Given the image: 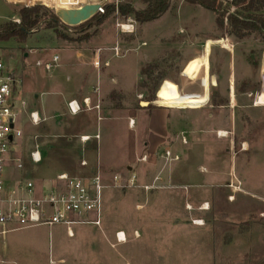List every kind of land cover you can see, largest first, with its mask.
I'll use <instances>...</instances> for the list:
<instances>
[{
  "label": "rangeland",
  "instance_id": "rangeland-1",
  "mask_svg": "<svg viewBox=\"0 0 264 264\" xmlns=\"http://www.w3.org/2000/svg\"><path fill=\"white\" fill-rule=\"evenodd\" d=\"M218 1L229 13L241 11L234 0ZM48 3L0 0V27L20 20L17 13L25 7L43 6L57 15ZM119 5L146 7L142 0H119ZM216 19L201 6L172 0L162 18L145 24L135 20L133 35L121 34L112 16L98 28L67 26L56 32L43 25L25 43L0 42V56L20 81L18 153L25 176L38 186L57 174L45 171L55 161L59 171L70 167L73 172L66 173L81 175V136L67 132V125H79L80 117L75 121L65 114L62 95L80 87L92 92L96 84L83 76L91 53L120 45L123 56L106 51L101 63L102 72L109 69L118 82L104 85V93L115 89L105 106L127 105L138 118L130 129L126 121L97 118L93 112L90 124L100 127L103 141L96 156L108 172L103 175V228H119L128 240L114 244L115 249L103 242L109 264H264V36L239 40L229 34L227 22L218 28ZM54 56L60 57L57 63ZM46 63L57 66L48 71ZM148 65L158 70L143 86L142 69ZM174 93L177 102L171 104ZM159 109L167 114L170 135L151 157L143 118ZM33 113L40 115L38 125ZM177 127L187 138V131L197 132L183 151L176 143ZM221 131L228 132L226 138L220 139ZM165 148L180 160L166 159ZM35 150L42 155L39 167L31 164ZM145 156L147 162H141ZM114 168L119 171L109 172ZM115 175L121 183L113 181ZM132 175L138 179L133 188L126 186ZM36 231L35 238L20 232L9 234L6 245L0 241L11 258L8 264H59L63 248L56 236L64 233L57 227Z\"/></svg>",
  "mask_w": 264,
  "mask_h": 264
},
{
  "label": "built area",
  "instance_id": "built-area-1",
  "mask_svg": "<svg viewBox=\"0 0 264 264\" xmlns=\"http://www.w3.org/2000/svg\"><path fill=\"white\" fill-rule=\"evenodd\" d=\"M24 1V0H23ZM49 2L47 6L56 10H77L87 5H98V13H104L108 5L116 7L118 15L119 0H44ZM57 12V13H58ZM20 24V20H16ZM137 23L128 18L121 20L118 17L117 29L121 34L133 35L136 33ZM111 51L114 56H123L120 45L110 49L98 48L95 60L91 64L97 68L101 67L102 53ZM59 57H54L57 63ZM39 65L41 63H38ZM105 65H109L108 63ZM46 70L51 71L54 65L46 63ZM20 81L13 78L4 59L0 56V226L10 227L12 231L30 229L40 226L53 227L56 225L66 226L70 235H73L72 226L76 224H92L100 227L102 224L103 200L106 187L101 169H91L88 177L71 176L66 172L57 174L45 186L38 187L34 181L25 176V165L22 161L18 148L21 143L23 132L18 125L19 100L17 89ZM89 107L90 100L84 101ZM70 112L79 114L81 106L73 101L68 104ZM99 108V106H97ZM33 124L40 123L38 114L31 115ZM134 127V120L130 121ZM100 139V135L94 137ZM82 143H88L90 136L80 138ZM166 159L170 161L180 160L178 155L172 154L170 150L165 151ZM31 161L38 165L42 162L39 150L30 154ZM147 156L141 162H147ZM82 166H88L83 161ZM115 183H121L122 178L114 176ZM138 179L136 175L127 178L126 186L135 187ZM145 189L149 190L150 187ZM94 215L92 219L91 216ZM138 232L136 236H138ZM118 243L126 242L125 233L117 234Z\"/></svg>",
  "mask_w": 264,
  "mask_h": 264
},
{
  "label": "crops",
  "instance_id": "crops-1",
  "mask_svg": "<svg viewBox=\"0 0 264 264\" xmlns=\"http://www.w3.org/2000/svg\"><path fill=\"white\" fill-rule=\"evenodd\" d=\"M82 51H87L86 49H81ZM90 53V51H87ZM95 53L96 51L91 54H93L92 58L93 61L95 60ZM106 51L102 53V62L105 60V55ZM147 53L144 52V55ZM56 57V56H54ZM59 57V56H57ZM54 59V58H53ZM60 60V57H59ZM58 60V61H59ZM86 63V62H85ZM54 66H57V64ZM105 67H109V65H103ZM86 68L88 69L83 76L87 79L88 77L92 78V84L95 85L96 87L93 88L92 92H90V87H80L78 90H74L69 92L68 94H63L62 95V103H63V109L65 114L69 113L72 115L71 117L75 119V121H78L80 117V122L79 125L76 123L75 126H73L74 123H71L70 125H67V132L71 135H80L81 137L83 136H90L91 140L88 143H82L81 142V151H80V157H79V170H80V176L77 177H88L91 175V169L95 170L96 168L101 169L103 175H107L108 172L100 166V161L99 157L97 158L96 152H98L99 146L101 145V142L103 141V136L100 133V127L98 129H94L92 127L93 122H94V116L92 115L93 112H96L97 118L98 116L101 115V117H104L103 115L106 116L108 119L112 120H122L126 121L128 124V127L130 129H133L134 127L130 126V121L135 120L138 118L136 112L129 108V106H121V108H111V106H105V97H107L111 92H113L115 89L111 87L108 91L104 93V85L106 82L114 84L116 86L118 84L116 78L112 76V73H109V69L104 70L102 72L101 67L97 68L91 64V66L88 64L86 65ZM111 67V66H110ZM138 82H140L141 79V73H138ZM137 74V75H138ZM211 77V76H210ZM94 78V79H93ZM213 84V83H211ZM100 86V87H99ZM161 86V85H160ZM82 89V90H81ZM160 88L158 89V91ZM157 91V95H158ZM156 95V98H157ZM174 101L171 104H176L177 98L176 94L174 93L173 95ZM89 99L90 100V105L87 107L84 103L85 100ZM76 101L80 106L82 111L79 114H72L68 108V104ZM155 104H157V101H155ZM104 105V106H103ZM99 106V108H97ZM168 107V106H167ZM169 108V107H168ZM174 109H179L178 107H170ZM195 111V110H193ZM38 114V113H36ZM166 112L164 110H157L151 115H148V117H144V125L145 129L147 131L148 139L150 144H146L148 147L149 145V150L148 152L151 157H153L154 151L157 150V146H163L165 141L168 140V137L170 135L169 130H168V117L166 116ZM40 117V115L38 114ZM31 117V116H30ZM103 119V118H102ZM92 121V122H91ZM91 122V123H90ZM92 124V125H90ZM175 132H177L178 135V140H177V145L181 147L182 149L185 147L184 145H188L189 141L188 139H192V137L196 135L197 132H195V129H191L190 131H187V136L188 138L183 134V131L178 129ZM133 131V130H132ZM194 131V132H193ZM218 132V131H217ZM225 132V131H224ZM100 133V134H99ZM100 135V139L96 140L94 137L96 135ZM224 137H220V139H223ZM226 138V137H225ZM184 140V141H183ZM167 148L164 150L166 151ZM168 150V149H167ZM148 158V156H147ZM85 161L88 163V166L84 167L81 165V163ZM31 164L33 166H41V165H36L31 161ZM49 166V165H48ZM50 170H45L47 171H55V173L59 174L62 172L69 171L70 173L71 169L70 167H63L65 170H60L57 165V162L55 161L53 165H50ZM113 168V167H112ZM129 170L132 169V167L128 168ZM113 171H119L116 168L109 170V172ZM121 171V170H120ZM73 172V171H71ZM56 174V175H57ZM71 174V173H70ZM55 175V176H56ZM53 176L52 178H54ZM48 183V182H47ZM46 182L41 184L38 187L45 186L47 184ZM208 206L206 205L204 207V210H207ZM91 218H94V215L91 216ZM200 226L203 225V223L200 222ZM103 224H101L100 227L92 225V224H76L72 226V231L73 235H70L68 232V229L66 226L63 225H56L51 228H59L61 231L64 233L62 238L57 235L56 239L58 240L59 246L63 248L62 255L63 258H57L59 264H109V258H103V242L105 241L106 244H108L112 249H115L116 247L114 244H124V243H118L117 241V234L120 233L119 228L112 229L110 226L106 225L105 228H103ZM3 228H0V241L4 245L8 243L9 234L13 235L16 233L20 232H26L28 236L30 237H36L37 236V231L43 229L44 227L48 226H40V227H34L30 229H23V230H18V231H12L10 227L6 226H0ZM5 227V228H4ZM59 231V230H57ZM33 232V233H31ZM124 232L125 231H121ZM126 235V234H125ZM62 239V240H61ZM127 235H126V242H127ZM125 242V243H126ZM117 246V245H116ZM6 249L1 248L0 246V264H8L9 260L11 258H6L7 253Z\"/></svg>",
  "mask_w": 264,
  "mask_h": 264
},
{
  "label": "trees",
  "instance_id": "trees-1",
  "mask_svg": "<svg viewBox=\"0 0 264 264\" xmlns=\"http://www.w3.org/2000/svg\"><path fill=\"white\" fill-rule=\"evenodd\" d=\"M171 1L142 0L143 5L146 6L145 9H136L130 5H119L118 15H116V7L108 5L104 13H98L85 24L78 26L77 29L84 31L86 28H98L112 16L123 19L133 17L141 24L149 23L162 18L170 9ZM186 2L215 13L218 28L223 29L227 22L230 29L229 34L239 40L247 39L253 34L264 36V0H234L233 5L241 9V11L234 13L225 10L222 2L218 0H186ZM17 16L21 21L20 24L13 22L0 27V42L15 40L19 43H25L30 34L43 25L46 29L56 32L59 28L67 27L56 14L43 6L22 8ZM60 36L67 38L63 34ZM89 36L87 35L84 39ZM157 70V66L154 65H148L142 69V75L146 76L147 79V82L142 84L143 86H149L148 82H152L153 75ZM143 105H147V102H144Z\"/></svg>",
  "mask_w": 264,
  "mask_h": 264
},
{
  "label": "water",
  "instance_id": "water-1",
  "mask_svg": "<svg viewBox=\"0 0 264 264\" xmlns=\"http://www.w3.org/2000/svg\"><path fill=\"white\" fill-rule=\"evenodd\" d=\"M98 11L99 6L92 4L77 10H61L57 13V17L66 26L78 27L96 16Z\"/></svg>",
  "mask_w": 264,
  "mask_h": 264
},
{
  "label": "bare ground",
  "instance_id": "bare-ground-1",
  "mask_svg": "<svg viewBox=\"0 0 264 264\" xmlns=\"http://www.w3.org/2000/svg\"><path fill=\"white\" fill-rule=\"evenodd\" d=\"M227 135H228V132H224V131H221V132L218 133V136L224 137V138L227 137ZM198 224H200V222H198Z\"/></svg>",
  "mask_w": 264,
  "mask_h": 264
}]
</instances>
